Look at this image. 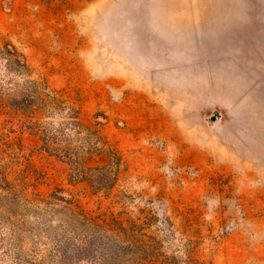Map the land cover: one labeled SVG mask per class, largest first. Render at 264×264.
Masks as SVG:
<instances>
[{"label": "rangeland", "instance_id": "rangeland-1", "mask_svg": "<svg viewBox=\"0 0 264 264\" xmlns=\"http://www.w3.org/2000/svg\"><path fill=\"white\" fill-rule=\"evenodd\" d=\"M6 42L65 109L0 104V264H264V0H0Z\"/></svg>", "mask_w": 264, "mask_h": 264}, {"label": "trees", "instance_id": "trees-1", "mask_svg": "<svg viewBox=\"0 0 264 264\" xmlns=\"http://www.w3.org/2000/svg\"><path fill=\"white\" fill-rule=\"evenodd\" d=\"M0 57L4 60L3 68L10 75L9 79L7 80L8 84L15 86L14 89H20L15 97L9 98L0 95V104L5 101L6 103L8 101L9 103L14 102L23 110L22 112H26V114L30 116L39 112H57L65 109L62 108V106H64V101L55 92L49 91L45 85L32 78L31 69L27 64L23 54L20 53L14 45L10 44L9 42L0 45ZM16 76L22 77L23 81L18 83L14 81L13 79ZM66 113H68L70 118L69 123L73 127L79 126V121L77 120V111L72 108H68ZM57 131H59L61 134L70 136L69 141L65 146H63V148H60L58 145L54 144L59 142L56 140L57 134H50L46 138V141L48 143H50L49 141H52L51 143L53 144H49L51 146H48V148L46 147V149L51 151H60L62 156H67L74 159L76 164L79 166V169L84 172L86 171L83 177H87L86 173L88 170H97L99 173L95 176L101 180L95 182V185L104 189L110 187L116 178L114 176L115 173L113 172V169L116 170L120 163V157L118 156L117 152L111 148L107 142L102 140L96 130H88V132L84 133V136L82 135V130H68L69 132H65L66 130ZM74 135H82L83 137H81V139H84V141L81 142L88 143V146L82 147V145H84L83 143L78 149H75L72 146ZM95 154L105 155L108 159L107 165H109V167H85L84 163H87Z\"/></svg>", "mask_w": 264, "mask_h": 264}]
</instances>
